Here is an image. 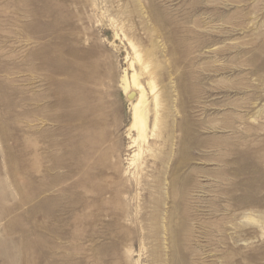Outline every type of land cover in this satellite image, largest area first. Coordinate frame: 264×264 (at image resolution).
Returning a JSON list of instances; mask_svg holds the SVG:
<instances>
[{"label": "rangeland", "instance_id": "rangeland-1", "mask_svg": "<svg viewBox=\"0 0 264 264\" xmlns=\"http://www.w3.org/2000/svg\"><path fill=\"white\" fill-rule=\"evenodd\" d=\"M0 264H264V0H0Z\"/></svg>", "mask_w": 264, "mask_h": 264}, {"label": "bare ground", "instance_id": "bare-ground-1", "mask_svg": "<svg viewBox=\"0 0 264 264\" xmlns=\"http://www.w3.org/2000/svg\"><path fill=\"white\" fill-rule=\"evenodd\" d=\"M129 41L135 54L133 60L132 61L130 60L131 61L130 66L133 72L131 76H129L127 72L124 73V76L122 78V87L125 96L127 97V99L131 104L132 120L130 123V128L136 131V137H134L132 143L137 144L139 147L137 152H134L133 154L132 162H131V165H133L137 163L136 160L140 156L142 146L144 143L147 142L150 133L152 135H155L156 129L159 126L161 120L160 119L161 99H160V92L157 89V85L155 82V77L152 75L151 70H149L150 68L148 69L149 61L144 58L142 52L139 49H137V46L133 43V41L132 40ZM136 64H138L140 70L149 71L148 73H150V77L147 80V82L144 83L141 80L142 72L137 69ZM151 101H153V105ZM152 114L155 115L154 118L155 120L153 124L151 123Z\"/></svg>", "mask_w": 264, "mask_h": 264}]
</instances>
